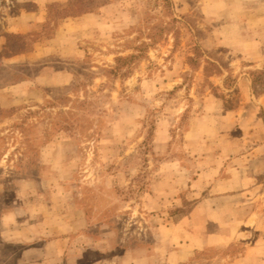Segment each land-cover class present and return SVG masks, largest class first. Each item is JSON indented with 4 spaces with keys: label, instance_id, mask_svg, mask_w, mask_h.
<instances>
[{
    "label": "rangeland",
    "instance_id": "1",
    "mask_svg": "<svg viewBox=\"0 0 264 264\" xmlns=\"http://www.w3.org/2000/svg\"><path fill=\"white\" fill-rule=\"evenodd\" d=\"M262 144L264 0H0V202L37 224L82 208L106 258L173 239L176 264H264Z\"/></svg>",
    "mask_w": 264,
    "mask_h": 264
},
{
    "label": "crops",
    "instance_id": "2",
    "mask_svg": "<svg viewBox=\"0 0 264 264\" xmlns=\"http://www.w3.org/2000/svg\"><path fill=\"white\" fill-rule=\"evenodd\" d=\"M261 146L264 149V144ZM262 157L264 158V154ZM29 182L31 183V181ZM160 185L161 183L154 185V194L152 193L150 197L146 198L148 203L153 204L156 208H161L162 202L160 201L164 196L160 192ZM4 189L5 182L0 184V192H3ZM4 195L3 193L0 197H4ZM21 198L22 193L18 191L12 195L10 201L7 200V204L0 202V245H23V250L16 260L17 264H77L70 258L79 259V257L80 264H156L161 258L165 261V257L168 263L176 264L191 252L178 248L179 244L172 239L169 241L168 251L161 255L163 245L158 243L152 251L143 247L129 248L106 258L102 255L110 253L113 245L110 244L107 247L103 242L86 232L88 223L85 219L84 209L76 208L77 218L71 222H69L68 213L64 214L61 211L53 213L56 219L50 223L48 220L45 221L42 216L43 223L37 224V210L32 212L30 209L22 208ZM207 202L208 199L198 202L192 210V216H206L208 212L204 207ZM203 230L205 231L206 228ZM170 231H174V228ZM39 241H42L41 245L37 244ZM218 242V240L214 241L213 235L205 232L203 238L195 236L193 240L189 241L188 248L195 252L218 244ZM91 252H95L98 257L90 260L87 254Z\"/></svg>",
    "mask_w": 264,
    "mask_h": 264
},
{
    "label": "trees",
    "instance_id": "3",
    "mask_svg": "<svg viewBox=\"0 0 264 264\" xmlns=\"http://www.w3.org/2000/svg\"><path fill=\"white\" fill-rule=\"evenodd\" d=\"M207 69V68H206ZM220 71H222L221 69H219V70H217L215 73H218V72H220Z\"/></svg>",
    "mask_w": 264,
    "mask_h": 264
}]
</instances>
